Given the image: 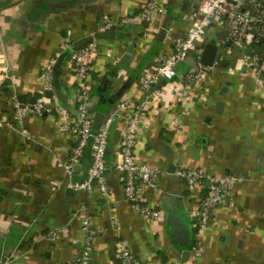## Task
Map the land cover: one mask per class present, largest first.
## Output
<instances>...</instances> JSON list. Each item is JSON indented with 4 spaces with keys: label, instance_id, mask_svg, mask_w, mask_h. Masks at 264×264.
Returning a JSON list of instances; mask_svg holds the SVG:
<instances>
[{
    "label": "crops",
    "instance_id": "1",
    "mask_svg": "<svg viewBox=\"0 0 264 264\" xmlns=\"http://www.w3.org/2000/svg\"><path fill=\"white\" fill-rule=\"evenodd\" d=\"M148 1L0 0V87L7 80L13 83L0 91V261L122 264L121 243L127 241L137 264H264V77L255 81L230 75L235 58L230 56L223 65L226 71L218 70L191 104L178 101L170 83H159L162 99L153 101L135 149L139 164L164 172L159 188L146 191V205L163 215L157 221L131 208L122 175L115 170L125 119L114 123L109 137V198L97 186L90 193L70 188L87 178L90 153L70 177L61 164L77 142L61 131L64 119L58 112L31 115L20 127L3 122L13 121L16 96L26 105L51 98L44 90L43 71L59 57L66 37L80 43L109 21L117 23L122 37L98 39L89 110L95 120L123 101L139 100L141 76L157 65L160 55L175 52V40L185 36L200 0H170L156 30L138 18ZM219 41H226V31H212L204 44ZM194 61V55L189 57L179 74L194 72ZM60 83L56 96L75 111L78 80L68 61L61 66ZM180 169L242 179L234 201L217 211V225L206 231L192 228L194 246L189 247L174 242L169 219L178 213L194 225L197 220L190 221L188 211L200 208L205 188L186 186L176 176ZM88 219L103 230L90 249L84 232ZM56 229L63 234L53 242L49 234ZM197 244L204 249L202 257L193 252Z\"/></svg>",
    "mask_w": 264,
    "mask_h": 264
},
{
    "label": "built area",
    "instance_id": "2",
    "mask_svg": "<svg viewBox=\"0 0 264 264\" xmlns=\"http://www.w3.org/2000/svg\"><path fill=\"white\" fill-rule=\"evenodd\" d=\"M170 0H149L143 12L138 16L139 20L147 21L154 30L157 23L165 17ZM192 22L186 34L175 40V52L172 55H160L157 65L149 67L140 78L139 100H126L119 103L116 108L109 110L103 123L95 131L94 117L89 110L92 101V86L90 83L93 63L99 53V41L74 49L75 43L66 37L64 49L59 57L69 52L65 62L70 63L71 70L78 80L77 109L71 111L56 96L54 84V71L59 57L49 60L44 71L45 93L52 92L50 99H39L34 104H24L17 96L12 100L14 111L13 121L3 120L7 125L13 123L22 126L23 121L36 115L43 117L52 111L58 112L64 122L61 131L73 137L77 145L72 149L68 160L61 165L71 177L77 166L82 164L85 153L89 150L90 167L87 178L70 185L77 192H92L97 186L105 198L110 197V187L107 182V151L109 137L114 123L125 119L126 126L122 134L121 161L115 170L122 175V183L126 199L131 208L138 214L149 220L157 221L162 218V213L146 205V191L159 188L160 178L164 172L159 168H151L146 164L136 161L135 149L143 134L144 123L154 100L162 99L163 88L159 86L161 81L170 83L175 97L180 102L189 104L206 91L213 75L218 70H224L223 65L228 59L235 58L234 67L228 70L230 75L239 74L250 76L255 81L264 77V49L259 54L247 56L245 51L254 47H264V0H200L192 13ZM117 23L105 22L99 32L111 30ZM118 28V27H117ZM226 31V41H219V57L212 66L201 63L204 52V41L212 31ZM94 35V34H93ZM92 35V36H93ZM196 57L197 68L194 72L180 75L178 68L189 57ZM2 77H0L1 80ZM262 83V82H261ZM260 89L261 85L258 83ZM261 90V89H260ZM124 112L129 116L124 118ZM176 176L188 187L200 186L205 188V194L201 200L200 208L188 211L190 221L197 222L195 227L200 231H206L211 226L217 225L215 215L217 211L230 205L235 198L236 187L242 182L240 177L233 174H224L210 177L203 171L177 170ZM84 232L87 246L102 229H95L90 220H86ZM63 230L56 229L49 234V238L55 242ZM87 248V250H89ZM86 250L84 255L88 256ZM196 257L204 255V249L197 244L193 249ZM119 259L122 264H137L127 241L121 243ZM0 264H14L13 258L0 261ZM73 264H85L80 260Z\"/></svg>",
    "mask_w": 264,
    "mask_h": 264
},
{
    "label": "water",
    "instance_id": "3",
    "mask_svg": "<svg viewBox=\"0 0 264 264\" xmlns=\"http://www.w3.org/2000/svg\"><path fill=\"white\" fill-rule=\"evenodd\" d=\"M104 27V23H102L101 28ZM122 37V33H118L117 31V27L114 26L111 30L109 31H105V32H97L95 33L93 36H91L90 38L81 41L80 43H77L74 45V49H77L79 47H82L83 45H86L88 43L93 42L95 39H117V38H121ZM264 49V47H254L253 49H247L245 51V54L247 56H251L253 54H259L261 52V50ZM69 52L64 53L63 55H61L57 61L56 67H55V71H54V84H55V88L57 90H60L61 88V83H60V69L61 66L65 63L66 58L68 57ZM219 57V48L216 44L214 43H208L205 45L204 47V52H203V56L201 59V63L203 65L206 66H212L215 62V60ZM194 65H197V61H194ZM12 81L11 80H7L5 82V86L4 87H0V91H4L7 90L8 86H12ZM47 97H51L53 96L52 92H47L46 93ZM61 100V99H60ZM62 103L64 104L65 101L61 100ZM109 103H112V101L110 100ZM105 112L104 113H99L94 121V130L96 131L100 125L103 123L104 119H105ZM169 223L171 225V227L173 228L172 231V237L174 239V242L176 244H179L181 247H189L191 246L192 243V226L191 223L188 222L187 219H184L182 216L178 215V213H174L170 219H169ZM185 255H189L188 252L185 253Z\"/></svg>",
    "mask_w": 264,
    "mask_h": 264
},
{
    "label": "trees",
    "instance_id": "4",
    "mask_svg": "<svg viewBox=\"0 0 264 264\" xmlns=\"http://www.w3.org/2000/svg\"><path fill=\"white\" fill-rule=\"evenodd\" d=\"M191 246H194V243Z\"/></svg>",
    "mask_w": 264,
    "mask_h": 264
}]
</instances>
